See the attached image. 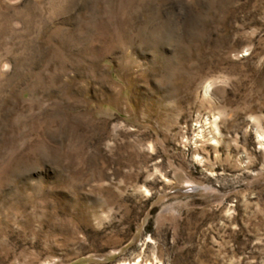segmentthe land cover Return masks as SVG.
<instances>
[{
	"label": "rangeland",
	"instance_id": "1",
	"mask_svg": "<svg viewBox=\"0 0 264 264\" xmlns=\"http://www.w3.org/2000/svg\"><path fill=\"white\" fill-rule=\"evenodd\" d=\"M264 264V0H0V264Z\"/></svg>",
	"mask_w": 264,
	"mask_h": 264
},
{
	"label": "bare ground",
	"instance_id": "2",
	"mask_svg": "<svg viewBox=\"0 0 264 264\" xmlns=\"http://www.w3.org/2000/svg\"><path fill=\"white\" fill-rule=\"evenodd\" d=\"M130 264H136V262H134V263H130Z\"/></svg>",
	"mask_w": 264,
	"mask_h": 264
}]
</instances>
